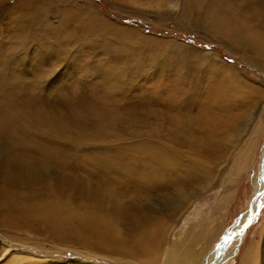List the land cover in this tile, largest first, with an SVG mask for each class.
Masks as SVG:
<instances>
[{"label":"rangeland","instance_id":"obj_1","mask_svg":"<svg viewBox=\"0 0 264 264\" xmlns=\"http://www.w3.org/2000/svg\"><path fill=\"white\" fill-rule=\"evenodd\" d=\"M225 1L239 23L255 5L253 0L246 7L239 1ZM15 7L26 12L13 21L18 14ZM202 10L201 0H0V68L18 67L30 86L0 100V114L10 119L15 133L6 143L17 146L15 152L28 149L39 169L40 159L31 149L41 155L33 144L41 138L75 142L86 141L84 137H119L125 141L135 128L133 117L142 119L137 122L142 129L164 128L176 116L198 120L203 109L199 102L212 98L218 87L215 102L224 107L217 110L213 126L217 130L207 134L218 156H201L204 176L182 194L181 208L157 254L147 260L130 257L127 264H167L169 256L184 246L204 252L199 254L203 258L209 245L245 211L262 165L264 64H256L250 54L211 35L203 21H195ZM249 19L258 21L257 16ZM91 20L95 28L89 30ZM41 58L47 61L46 69L39 65ZM193 94L199 101L187 105ZM134 95L144 100L137 108L132 106ZM169 100L177 101L179 107L170 110L164 105ZM102 110L105 116L99 114ZM198 126L201 134L203 127ZM41 142L44 148L52 147ZM222 143L226 147L218 148ZM74 148L92 156L87 145ZM60 155L58 150L51 154ZM76 175L75 184L83 192L61 197V208L72 219L59 225L34 221L10 231L26 243L9 241L0 233V264H114L103 256L100 241L94 240L98 210L93 199L105 179ZM263 263L264 202L243 229L236 254L222 264Z\"/></svg>","mask_w":264,"mask_h":264},{"label":"bare ground","instance_id":"obj_2","mask_svg":"<svg viewBox=\"0 0 264 264\" xmlns=\"http://www.w3.org/2000/svg\"><path fill=\"white\" fill-rule=\"evenodd\" d=\"M201 1L203 10L195 17V21H203L211 35L220 36L228 47H233L245 55L250 54L256 64L263 65L264 0H253L255 5L252 13L243 15L245 19L240 23L226 8L225 0H208L207 3L206 0ZM234 1H239L245 7L249 4V0ZM18 9L14 8V12L18 14L14 13L13 21L20 20L26 12ZM252 16H257L256 23L249 19ZM103 23L107 21L103 19ZM90 25L92 26H87L89 30L95 28L93 20ZM209 57L212 58V55ZM43 60L41 58L39 65L42 64L43 69H46L47 61L44 63ZM234 72L239 71L235 69ZM22 74V70L16 66L11 70L8 66L0 68V100H3L2 97L13 98V95L30 87ZM232 82L239 84L233 80ZM217 91L218 87L212 98L207 96L203 99L205 102H199L203 109L198 120L191 115H186L187 120L182 116L170 117L169 126L166 123L164 128L157 127L160 128L159 131L156 127V131L154 128L152 131L151 128L138 127L137 122L142 119L131 118L135 128L130 129L125 141L119 137L105 140L83 136L86 141L75 142L48 141L41 138L33 143L41 149V155L33 149L31 151L36 154L37 160L40 159L38 166L42 169L35 167L29 158L28 149L15 152L13 149L17 146L6 143L15 133L10 128V119L0 114V233L9 241L26 243L19 241L18 236L10 231L28 227L34 221L45 224L48 220L52 225L70 221L72 215L67 209L61 208V197L71 195L77 190L83 192L75 184L77 172L96 178L98 175L104 177L105 182L95 192L93 199L98 210L94 240L100 241L101 250L106 252L103 256L114 264H127L125 261L130 257L144 260L151 258L166 242V232L174 222L181 208L182 198L185 197L182 194H185L188 186L199 176H204L200 171L201 156L208 153L211 157L218 156L210 135L207 136L217 130H213V126L217 125V110L224 107L222 103L215 102ZM60 97L63 99L65 96ZM132 97L133 108L144 103L139 95ZM48 99L51 100L49 97ZM197 101V95L193 94L186 104L192 105ZM164 105L170 110L179 107V103L174 100H169ZM99 114L105 116L106 111L102 110ZM174 121L177 122L176 128L172 127ZM200 123L203 127L201 134L200 128L196 127ZM192 134L200 136L190 138ZM41 141L50 142L52 147L44 148ZM81 144L88 146L92 156L83 155L79 148H74ZM226 145L222 143L218 148L223 149ZM181 147H187L188 151H182ZM66 149L69 150L64 158ZM57 150L62 155L51 156ZM261 164L245 211L230 229L219 236L216 243L208 246L209 250L203 258H199L202 251L193 252L190 246H184L169 256L167 264H222L236 254L243 229L255 218L257 210L264 202V147L261 151ZM48 169L49 172L41 174ZM228 237L231 239L225 244ZM222 244L224 247H220ZM174 245L177 243L171 246Z\"/></svg>","mask_w":264,"mask_h":264},{"label":"snow or ice","instance_id":"obj_3","mask_svg":"<svg viewBox=\"0 0 264 264\" xmlns=\"http://www.w3.org/2000/svg\"><path fill=\"white\" fill-rule=\"evenodd\" d=\"M262 179H264V177H262ZM262 195H264V193H262ZM249 223H251V220L249 221ZM230 239H231V237L226 238L225 244L228 243ZM220 247H224V244L220 245Z\"/></svg>","mask_w":264,"mask_h":264},{"label":"water","instance_id":"obj_4","mask_svg":"<svg viewBox=\"0 0 264 264\" xmlns=\"http://www.w3.org/2000/svg\"><path fill=\"white\" fill-rule=\"evenodd\" d=\"M260 208V207H259ZM258 211V210H257Z\"/></svg>","mask_w":264,"mask_h":264}]
</instances>
